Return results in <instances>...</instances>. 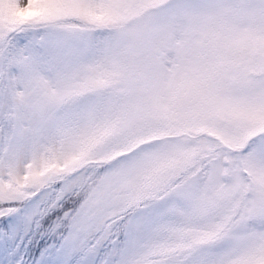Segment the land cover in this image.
<instances>
[{"label":"snow or ice","instance_id":"6c2138e0","mask_svg":"<svg viewBox=\"0 0 264 264\" xmlns=\"http://www.w3.org/2000/svg\"><path fill=\"white\" fill-rule=\"evenodd\" d=\"M0 264H264V0H0Z\"/></svg>","mask_w":264,"mask_h":264}]
</instances>
